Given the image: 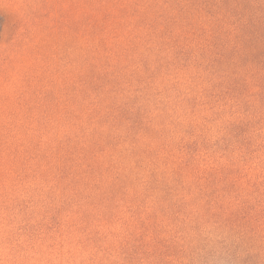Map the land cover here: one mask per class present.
Here are the masks:
<instances>
[{
    "label": "trees",
    "instance_id": "16d2710c",
    "mask_svg": "<svg viewBox=\"0 0 264 264\" xmlns=\"http://www.w3.org/2000/svg\"><path fill=\"white\" fill-rule=\"evenodd\" d=\"M86 3L68 105L38 91V108L26 110L38 120L0 123V210L8 218L23 190L20 215L38 203V264H111L116 247L119 264L169 263L176 243L187 242L182 254L190 248L204 212L242 235L264 228L263 175L231 165L238 154L220 165L194 149V99L225 84L264 92V0ZM4 29L0 17V41Z\"/></svg>",
    "mask_w": 264,
    "mask_h": 264
},
{
    "label": "rangeland",
    "instance_id": "374dc122",
    "mask_svg": "<svg viewBox=\"0 0 264 264\" xmlns=\"http://www.w3.org/2000/svg\"><path fill=\"white\" fill-rule=\"evenodd\" d=\"M87 9L86 0H0V17L5 21L0 41V123L38 120V113L32 117L26 114L28 107L38 108V91L54 90V98L68 105L73 29L84 22ZM41 41L47 42L45 58L38 56ZM10 62L13 68L8 66ZM39 69L45 74L38 85ZM242 87L225 84L210 88L209 99H194V149L204 156L213 151L220 165L238 154L237 162L231 161V165L237 163L249 176L264 177V92L254 86ZM30 88L36 90V97L22 99L19 93ZM227 127L230 130H224ZM209 165L202 171L209 170ZM243 183L247 185V180ZM18 194L21 201L10 205L14 209L8 218L0 210V264H38L40 210L37 203L33 215L32 206L25 204L20 215L18 204L29 199L24 196L25 190ZM14 216L23 222L24 232L19 229L21 225L11 224ZM256 227L257 231L249 229L242 235V230L222 215L199 213L194 217L190 248L182 254L179 250L187 242L176 243L180 244V255L165 264H264V228ZM11 230L13 234L8 236ZM116 248L111 264L120 263L114 260L120 257V248ZM137 261L131 263L139 264ZM85 264L95 263L89 259Z\"/></svg>",
    "mask_w": 264,
    "mask_h": 264
}]
</instances>
